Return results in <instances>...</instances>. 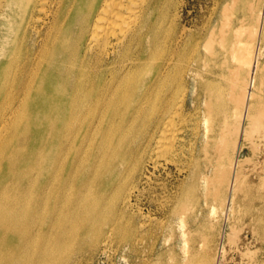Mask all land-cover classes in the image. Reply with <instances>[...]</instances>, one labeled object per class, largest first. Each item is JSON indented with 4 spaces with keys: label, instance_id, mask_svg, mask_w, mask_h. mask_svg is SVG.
Wrapping results in <instances>:
<instances>
[{
    "label": "bare ground",
    "instance_id": "1",
    "mask_svg": "<svg viewBox=\"0 0 264 264\" xmlns=\"http://www.w3.org/2000/svg\"><path fill=\"white\" fill-rule=\"evenodd\" d=\"M178 1L0 0V264H81L108 229V238L125 230L129 236L132 197L146 171L159 168L161 152L169 154L180 141L176 122L188 101L202 103L197 117L209 126L204 151L214 152L217 164L208 184L212 198L255 200L252 181L230 183L243 178L239 169L249 158H241L239 148L233 160L228 150L245 139L252 154L259 152L262 100L249 113L245 106L262 82L252 78L253 91L231 119L225 88L216 85L221 78L238 86L227 57L232 50L235 58L241 45L213 38L191 52L182 36L171 37L165 28ZM240 1L226 2L225 9ZM217 45L227 57L203 76L207 55L220 56ZM263 55L252 50L253 71ZM195 128L199 145L203 132ZM227 159L237 163L238 176L225 168ZM198 170L193 166L186 177L195 181ZM173 197L180 200L182 191ZM256 218L264 238L262 209ZM188 228L198 230L199 220ZM208 254L193 246L188 264H211Z\"/></svg>",
    "mask_w": 264,
    "mask_h": 264
},
{
    "label": "rangeland",
    "instance_id": "2",
    "mask_svg": "<svg viewBox=\"0 0 264 264\" xmlns=\"http://www.w3.org/2000/svg\"><path fill=\"white\" fill-rule=\"evenodd\" d=\"M232 1L179 0L177 5L171 7L170 20L165 22V28L171 37L182 36L183 45L188 44L191 52L198 44L202 47L203 43L213 38L220 42V39L229 37L233 38L234 44L241 45L235 58L232 50L227 57L223 46L217 45L220 56L212 60L207 55L201 64L203 76L218 70L220 61L226 57L232 65L235 64L237 74L234 80L238 86L233 89L227 79L221 78L217 79L219 84L216 86L225 88L227 97L224 102L230 103L231 119L234 116L238 119L237 111H241L247 93L254 89L251 83L253 77H257L262 83L255 88V96L247 97L249 101L245 106L246 113L252 111V105L254 106L257 99L262 100L261 110L264 113V55L259 70L253 71L251 63L254 48L257 47L264 53V0H250V6H246L243 0L234 8L225 9L226 2ZM173 26L176 27L175 30H171ZM242 26L245 30L239 37L235 32ZM243 48L245 52H242ZM204 50L206 53L205 48ZM184 64L187 66L189 61ZM194 94L193 90L187 92L189 100ZM231 96L235 98L231 99ZM187 104V111L176 122L180 141L169 154L161 152L159 168L155 173L153 167L146 171L147 177L132 197L135 203L131 210L134 226L127 229H131L130 235L124 238L127 235L125 230L122 235L108 238V229L95 247L86 249L87 256L81 264H188L187 250L193 246L208 249L209 254L206 256L211 264H264V238L260 237L258 228L254 226V222H258V209H262L264 219V200L258 197L264 194V135L260 150L255 155L245 139H239L228 150L233 160L238 157L239 148L243 149L240 157L249 158L239 169L243 178H237V181L236 178H231L230 183L252 181L250 184L253 187L248 188L253 196L250 192L247 195L255 200L246 201L244 204L238 200L235 203L232 201V194L231 198L214 200L208 184L209 178L216 174L217 164L212 158L214 152L207 154L204 151V133L209 126L207 121L200 122L197 117L199 112L203 113L202 103L188 101ZM194 127L196 132L199 129L203 132L199 145H196L199 135H195ZM217 141L219 139L215 143ZM181 142L182 145L179 146ZM209 157L213 166L209 163ZM233 160L227 159L225 168L229 167L234 176H238L237 163L233 164ZM193 166L199 169L195 181L186 177L190 175L189 171ZM128 187L131 188L132 184ZM175 191H182L180 200L173 197ZM182 201L185 204L184 209L181 207ZM194 219L199 220L198 230L188 228ZM185 230H192L194 233L184 235ZM221 233L224 235L223 239H220ZM248 248L251 249L248 255H243Z\"/></svg>",
    "mask_w": 264,
    "mask_h": 264
}]
</instances>
